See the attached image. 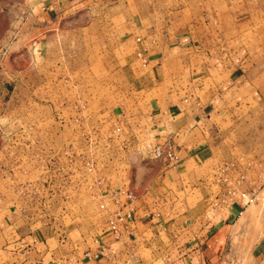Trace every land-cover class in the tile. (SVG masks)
<instances>
[{"label": "crops", "instance_id": "obj_1", "mask_svg": "<svg viewBox=\"0 0 264 264\" xmlns=\"http://www.w3.org/2000/svg\"><path fill=\"white\" fill-rule=\"evenodd\" d=\"M104 1L0 0V19L22 28L16 42L42 49ZM214 1L198 0V20L190 18V0L177 6L175 0H116L105 5V20L87 19L84 32L98 44L101 58L110 60L104 72L135 87V106L147 110L159 141L177 142L180 164L145 168L147 174L127 182L136 194L122 204L124 213L132 212V233L120 241L107 225L97 229L88 214L0 211V264H154L158 254L149 237L155 232L174 236L167 248L159 247L165 248L163 264H223L243 216L264 214L245 205L249 200L240 194L223 202L224 195L211 194L207 179L198 178L212 160L209 155L218 151L213 135L229 132L239 108L264 104V5L220 0L219 7ZM141 32L147 35L139 42ZM185 86L193 88L196 100L178 99L175 91ZM144 94L150 97L146 102ZM179 194L183 199L176 198ZM149 250L152 254L144 256ZM256 257L264 263V242Z\"/></svg>", "mask_w": 264, "mask_h": 264}, {"label": "rangeland", "instance_id": "obj_2", "mask_svg": "<svg viewBox=\"0 0 264 264\" xmlns=\"http://www.w3.org/2000/svg\"><path fill=\"white\" fill-rule=\"evenodd\" d=\"M190 1V18L198 20V0ZM114 2L98 3L89 16L78 18L79 26L69 25L56 39L44 42L42 49L38 44L29 48L16 42L22 28L0 19V211L49 217L88 214L101 229L108 225V213L101 204L112 190L126 188L127 182L147 174L145 168L179 166L177 142L156 138L147 110L134 104L138 100L135 87L119 74L106 75L110 60L101 58L98 44L84 32L87 19L105 20L109 15L105 5ZM180 2L175 0V6ZM222 2H217L219 7ZM238 2L264 5V0ZM191 30L198 40L197 26ZM146 35L138 33L136 39ZM175 92L182 101L196 100L192 87ZM147 98L144 94V102ZM236 111L228 123L229 132L212 133L211 144L218 151L209 155L212 160L198 178L207 179L214 195L237 188L249 198L245 205L260 212L264 209V104ZM167 142L177 147V161L149 153L148 145ZM189 162L196 168L194 158ZM176 198L183 199V194ZM149 238L158 254L153 263L163 264L166 244H172L174 236L155 232ZM263 242L264 214H246L228 241L223 264H264L256 257ZM150 254V250L144 252V256Z\"/></svg>", "mask_w": 264, "mask_h": 264}, {"label": "built area", "instance_id": "obj_3", "mask_svg": "<svg viewBox=\"0 0 264 264\" xmlns=\"http://www.w3.org/2000/svg\"><path fill=\"white\" fill-rule=\"evenodd\" d=\"M138 41H141V38L138 39ZM123 131V126H122ZM123 135V134H122ZM149 153L154 157H164L167 161H177V147L171 143L167 142L164 145L159 144H150L148 145ZM69 153V152H68ZM59 170L56 169V171ZM240 193L237 192V188H228V190L222 194L223 196V202L226 201L228 197H237ZM241 198L248 199L246 194H240ZM136 198V194L134 190L131 188H123V189H115L112 190L109 193V199L108 201H102L101 209L108 213V222H107V228L109 233L111 234L112 238L115 241H120L123 239L125 234H131L132 233V226H131V219H132V212L129 211L127 213H124L122 210V204L124 200L126 201H133ZM109 202H112L114 206H116L112 210V206L110 207L108 205ZM113 206V207H114Z\"/></svg>", "mask_w": 264, "mask_h": 264}]
</instances>
